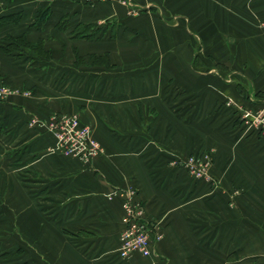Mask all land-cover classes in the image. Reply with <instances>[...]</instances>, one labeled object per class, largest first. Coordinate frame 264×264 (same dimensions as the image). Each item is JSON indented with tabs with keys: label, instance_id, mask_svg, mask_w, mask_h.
I'll list each match as a JSON object with an SVG mask.
<instances>
[{
	"label": "crops",
	"instance_id": "0c3cea01",
	"mask_svg": "<svg viewBox=\"0 0 264 264\" xmlns=\"http://www.w3.org/2000/svg\"><path fill=\"white\" fill-rule=\"evenodd\" d=\"M4 1L6 5L7 0ZM26 1L36 2L16 1L11 8L24 5ZM137 1H148L149 5L160 2L163 12L157 9L158 12L149 18L126 17L127 7L117 0L101 1L94 7L82 6V19L77 22L99 24L114 17L122 25L116 36L105 34L99 40L72 37L70 32L73 26L67 30V34L66 31H59L54 26L59 16L50 17L51 22L49 19L39 26L41 28L32 29L33 32L31 30L27 34L33 41L45 39V49L52 51V55L45 59H14L13 55L2 51L3 43H0V77L4 75L14 85L31 87L35 92L31 99L20 95L0 102V133L2 130V135L10 138L11 142L15 140V144L23 137H34L30 138L36 139L33 149L42 150V132L29 128L27 121L34 114L47 116L52 110L73 109L71 101L74 94L70 90L76 88L74 76L81 73L84 82L79 87L86 92H83V99H90V88L97 87L100 127L97 134L109 154L96 158L92 168L50 153L34 160L24 156L17 168L10 161L5 162L4 166L0 164V184L14 190L10 198H13L16 206L14 209L11 207L13 211L4 212L2 219L10 222L13 216L18 217V234L12 242L2 241L0 254L11 248L13 243L23 251L22 259L28 264L236 263L237 260L234 262L227 258L231 253L220 259L214 256L210 246L197 240H187V226L179 219L177 208H170L172 200L162 186L163 179L149 171L165 167L164 161L155 163L153 168L148 167L152 162L149 165L148 162L144 163L141 154L152 149L145 147L144 151L133 140L131 145L127 144L124 132L130 130V138L149 132L147 127L142 129L140 123L144 111L150 105L164 103L163 89L171 87V84L168 85L171 72L179 76L178 87L182 91L178 98L180 107L188 104L186 95L189 91L196 97L205 95L211 104L226 93L242 96L238 84L250 91H258L264 102V0ZM78 5L70 0L65 4L57 2L54 8L58 7L56 13L61 14L59 9L72 11ZM151 10L155 11L154 8ZM174 15L180 17L177 27L170 24ZM17 24H12L15 29L18 26L17 33H11L15 36L25 31L20 26L21 21ZM126 25L128 27L123 33ZM192 33L201 42L199 46L194 45ZM172 35L179 38V51L170 48ZM76 47L81 55L93 52L108 54L114 66L102 62L76 66ZM161 52L164 58L162 67H155L153 73L148 66L140 67L141 57L149 55L147 57L151 58ZM171 57L177 59L178 67ZM59 64L67 65L71 72ZM142 72L147 79L140 77ZM155 74L158 81H155ZM90 79L94 80L87 83ZM97 79L99 81L95 83ZM143 79H146V85H143ZM143 87L150 88L151 93H147V96L156 101L143 99L145 92L140 91ZM196 97L195 100L199 99ZM7 148L0 140L2 159L3 153H8ZM124 153L130 157H124ZM128 182L139 185L141 197L147 201V211L160 222L163 235L154 244L149 257L135 254L129 259L118 254L124 216L123 201L121 197L108 198L107 194L112 187ZM3 223L7 225V222ZM255 261L264 264V257ZM6 262L9 261L0 257V264H8Z\"/></svg>",
	"mask_w": 264,
	"mask_h": 264
},
{
	"label": "rangeland",
	"instance_id": "374dc122",
	"mask_svg": "<svg viewBox=\"0 0 264 264\" xmlns=\"http://www.w3.org/2000/svg\"><path fill=\"white\" fill-rule=\"evenodd\" d=\"M16 1L21 0H7L6 5V1L0 0V17L19 11L23 14L17 22L9 19L0 25V43H3L2 46L7 44L6 48L1 47V49L5 53L13 55L14 59L24 58L32 61L35 57L45 59L52 55L51 50H46L44 45L40 44L42 41L45 42L44 38L33 41L27 35L32 29L43 26L50 17L59 16L54 26L59 31H66V34L67 30L73 26L70 35L80 40H99L110 33L113 37V35L116 36L120 27L122 28V25H119L114 17L99 24L77 22L78 19H82V6L92 5L94 7L101 1L116 0H71L79 5L72 11H66L65 8L59 9L61 14L56 13L58 7L54 8V5L57 2L65 4L70 0H56L55 2H52L53 0H36V2L30 3L26 1L24 5H16L19 8L16 6V8H11L16 4ZM117 1L127 7L126 17L149 18L153 17L155 12H163L160 2L149 5L148 1ZM153 8L155 11L152 12ZM44 10H47L49 14L42 21L39 20V16ZM171 18L173 20L170 21V24H176L177 27L180 17L174 15ZM20 21L21 28H25L26 32L22 33H25L27 41L34 43L31 46L26 45L22 40L14 41L9 36L16 37L11 33H17V25H19L17 23ZM60 21L64 22L63 27L57 26ZM13 23L17 24L16 29L14 25L12 27ZM127 27V25L124 27L123 33ZM129 32L128 30L127 33ZM136 34L139 35V33ZM191 35L194 37V45L199 46L201 44L199 39L195 34ZM171 39L170 48L173 49L172 51H179V38H174L172 35ZM9 46L14 49L9 50ZM75 53L74 64L76 66H83L87 63L98 65L100 62L114 66L110 62L108 54L93 52L81 55L77 47ZM144 56L146 57L139 59L140 67L148 66L152 73L155 67H162L164 64L162 52L151 58L147 57L149 55ZM128 60H130L129 57ZM171 60H175L177 63L175 66L178 67L177 59L172 58ZM59 66L67 68L71 72L67 65L59 64ZM156 75L153 76L156 78H154L155 81H158ZM142 76L146 77V74L142 72L140 77ZM171 76L168 83V85L171 84L170 89L168 87L163 89L165 91L164 103H159L157 106L150 105V108H146L144 111L143 121L140 123L142 129L147 127L149 132L140 137L130 138L131 133L127 129L128 132H124L127 144L131 145L130 142L133 140L139 147H143L144 151L145 147L152 149L141 154L145 159L144 163L148 162L149 165L152 162L148 167L153 168L157 162L164 161L165 167L160 166L159 169H150L149 171L155 174V177L163 179L162 186L167 189V195L172 200L170 208H177L176 210L180 213L179 219H182L183 224L187 226V240H197V242L210 246L214 256H218L220 259L231 253L227 258L234 262L237 260L235 264H248L249 262H251L249 264H262L255 260L264 257V105H260V103H264L262 102L263 97L257 94L258 91H250L242 84H238L242 96L236 97L226 93L213 100V104H211L205 95L196 97L189 91V94L186 95L188 104L180 107L178 98L182 91L178 87L179 76L176 72H171ZM83 78L84 75L81 73H77L73 78L74 84H76V88L73 91L70 90L74 94L71 101L73 109L70 111L63 108L52 110L47 116L34 114L27 121L29 128L42 132V150L33 149L36 139L30 138L34 137H23L15 144V140L11 142L10 138L2 135L1 130L0 140L4 146L8 147L6 150L8 153H3V159L0 157L1 165L4 166L5 162L10 161L17 168L20 166L18 162L24 156H28L29 160H34L40 155L44 157L50 153L70 158L74 162H81L86 168H92L96 158L109 155L107 147L97 134L100 128L97 112L99 108L97 87L90 88V99H83L85 90L83 91L79 87L84 82ZM146 79H143V85H146ZM93 80L90 79L87 83ZM98 81L99 79L95 80V83ZM140 91L141 93L145 92L143 99L150 102L156 101L147 96V93H151L150 88L143 87ZM34 94L33 88L16 86L6 76L0 77V102H6L20 95L31 99ZM194 97L199 99L195 100ZM87 101H89L88 104ZM111 117L113 118L114 115ZM114 122L112 124L115 126ZM123 124L125 125V123ZM110 127L113 128V126ZM0 129H2L1 125ZM107 139L110 140V138ZM110 155L114 157V155ZM123 156L130 157L125 153ZM129 163L131 165V160ZM15 172L17 176V171ZM12 187L15 188V186ZM140 189L136 182H128L112 187L107 197L112 199L121 197L123 201L122 230H124L129 217L125 204L131 206L134 214L137 215L136 220H140L146 228H149L152 241L151 252L148 256L142 255L149 257L153 253L154 244L159 242L163 233H161L160 222L155 218V215L149 214L147 211V201L141 197ZM13 191V189L10 190V186L0 184V246L2 241L12 242L18 234L16 232L17 215L13 216L10 222L2 219L4 212L13 211L16 207L13 198H10ZM133 202L136 205L135 208L132 206ZM3 221L7 222L6 226L3 225ZM122 230L120 231V242ZM120 245L119 256L129 259L135 256L120 255ZM22 252L19 246H13L12 243L11 248L1 252L0 257L9 261L6 262L8 264H28L22 259ZM239 259L241 260L239 261Z\"/></svg>",
	"mask_w": 264,
	"mask_h": 264
},
{
	"label": "built area",
	"instance_id": "2783aa9c",
	"mask_svg": "<svg viewBox=\"0 0 264 264\" xmlns=\"http://www.w3.org/2000/svg\"><path fill=\"white\" fill-rule=\"evenodd\" d=\"M132 206L135 208L134 202ZM125 207L129 217L121 233L120 255L131 257L135 253H141V255L148 256L152 243L149 228H146L140 220H136L137 215L134 214L130 205L125 204ZM158 236L161 237V235Z\"/></svg>",
	"mask_w": 264,
	"mask_h": 264
},
{
	"label": "trees",
	"instance_id": "16d2710c",
	"mask_svg": "<svg viewBox=\"0 0 264 264\" xmlns=\"http://www.w3.org/2000/svg\"><path fill=\"white\" fill-rule=\"evenodd\" d=\"M48 14L49 13H48L47 10H44L43 12H41V15L39 16V20L44 21L48 17L47 16ZM21 15H23L21 13V11L16 12V13H13V14H10V13L9 14H4L3 16L0 17V25H2L6 20L8 21L9 19H11V21H13V22H17V21L20 20ZM64 25H65L64 22L60 21L57 26L63 27ZM9 36L11 37V39H14V41H21V40L22 41H25L24 43H26V45H30L31 46V45L34 44V43H32V41L31 42L30 41H27L26 36H25V33H21V34L17 35L16 37H13L11 35H9ZM41 43L44 45V41L40 42V44ZM6 45L4 44L1 47H5L6 48ZM9 47H10L9 50H11V49L13 50L14 49L11 46H9Z\"/></svg>",
	"mask_w": 264,
	"mask_h": 264
}]
</instances>
